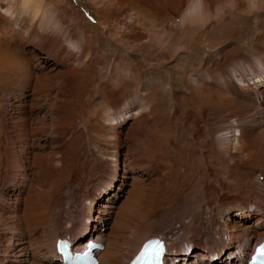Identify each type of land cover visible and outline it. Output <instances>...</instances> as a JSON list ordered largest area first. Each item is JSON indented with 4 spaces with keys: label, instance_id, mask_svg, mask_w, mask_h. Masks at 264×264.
<instances>
[{
    "label": "rangeland",
    "instance_id": "rangeland-1",
    "mask_svg": "<svg viewBox=\"0 0 264 264\" xmlns=\"http://www.w3.org/2000/svg\"><path fill=\"white\" fill-rule=\"evenodd\" d=\"M42 1V9L51 6L52 10L42 14L39 8L35 19L25 17L43 35L41 40L34 38L32 23L22 39L12 42L0 37V248L10 246L11 237L17 236L43 253L46 242L52 238L53 245L54 234L66 226L80 232L77 238L82 240L74 242L77 247L87 239L96 240L101 232L113 238L111 233L122 230L120 241L126 244L137 229H150L151 234L174 225L175 248L187 259L226 264L225 251L239 243L227 231L221 235L210 228L203 222L207 215L198 211L202 200L212 202L217 197L214 183L204 173L211 161L218 164L217 145L229 141L233 127L240 129L235 133L247 149L254 146L252 158H264V65L260 63L264 61V0L259 8L219 0L213 15H203L210 19L202 16L203 20L186 27L180 21L183 7L176 1L172 3L178 12L169 3L163 6L169 16L142 12L136 18L140 24L128 23L129 8L114 4L113 8L110 0ZM101 1L110 9L100 19L106 20L104 24L96 16ZM131 4H139L136 8L141 10L147 7L143 2ZM53 11L58 14L52 15ZM192 26L201 35L196 46L191 43L194 32L188 29ZM67 38L77 46L69 45ZM79 45L91 49V55L73 73L68 63ZM42 76L46 83L40 85L36 104L24 103V97L18 100ZM102 108L120 118L115 169L102 162L99 141L86 128ZM137 110L138 115L131 117ZM55 150L61 158L58 163L63 161L59 168L54 167ZM202 187H209L206 194ZM243 194L242 190L230 193L222 205L217 201L219 212L213 217L224 215L258 229L245 264L264 226L256 224L260 211L238 210L245 206ZM6 204L9 207L4 209ZM91 204L93 216L88 220L85 212ZM188 210H196L203 222L192 233L183 225ZM84 232L88 235L83 237ZM100 243L103 251L106 244ZM220 243L225 244L224 251L210 252ZM10 251L7 258L2 255L0 264H33L20 261L17 250ZM174 254V250L167 254V262L172 263L169 258ZM232 259L240 261L237 255ZM182 262L179 258L175 264Z\"/></svg>",
    "mask_w": 264,
    "mask_h": 264
},
{
    "label": "bare ground",
    "instance_id": "bare-ground-1",
    "mask_svg": "<svg viewBox=\"0 0 264 264\" xmlns=\"http://www.w3.org/2000/svg\"><path fill=\"white\" fill-rule=\"evenodd\" d=\"M102 1L96 9V16L98 18V22H100L101 24L104 21H106V20L101 21L100 20L101 17L105 16L103 14H105L109 9V5H107L105 2L103 3ZM110 1H112V4L111 3L110 4L111 5H113V4L117 5L116 6L117 8H119L121 6H124L122 9H124L126 7L129 8V10H128L129 12H127V10H126L127 14H129L128 15L129 19L127 18V21H128V23L130 22L131 24L134 22H137L140 24L141 21L136 19L138 17L139 13L143 12L145 15L146 14L148 15V13H149L151 15L153 14V15L158 16L161 13H163V11L168 10V9L163 10V6L167 7V6H169V3L173 4L172 2L176 1L177 2L176 4H178V6L181 9L183 7L182 10L184 13L181 16L182 19H180V21L182 20L181 21L183 23L182 25H184L185 27L187 24H189V26H191L193 23L198 22L199 18H202V20H203L204 14L207 16H208V14L213 15V11H214L213 5H215V3L219 2V0H110ZM260 1L261 0H236V4L240 7H244L245 2H246V4L247 3L251 4L252 7L255 6V7L259 8L260 4H261V3H259ZM135 2H137V3L143 2L146 4L147 7L144 8L145 10H141L140 8H136L137 6H139V4L137 6L134 4L136 7L132 6V4H131V3H135ZM41 6H42L41 0H0V37L2 38V36H3L12 42L15 40L22 39L24 32L27 30H30V26L32 23V21L31 22H27V21L25 22V20H26L25 17L28 16L29 18L33 17L35 19V16L37 15L36 13L37 12L39 13L38 10H39V8H41ZM172 6L173 7L176 6L175 2ZM47 7H48V3H47ZM49 8L51 9V6L48 7V9ZM110 8L113 9V8H115V6L113 8L111 6ZM48 9L47 8L42 9L40 13H42L44 10L47 11ZM150 9H151V11H149ZM178 10L179 9H177V6H176V11L178 12ZM109 11H110V9H109ZM109 11H108V13H109ZM224 11H225V9H224ZM126 12H124V13H126ZM46 13L47 12L44 13V16H47ZM53 13H57V12L53 11L52 15H53ZM166 14H164V15H166V16L170 15L168 13H166ZM171 14H173V13H171ZM207 16H205L204 18H206ZM70 17H73V16H70ZM210 17H207V18L210 19ZM33 18H32V20L34 21ZM36 18L38 19V17H36ZM53 18H56V16H54ZM115 18H117V17H115ZM113 19L114 18H112V20ZM48 20H49V18H48ZM52 21H53V19H52ZM40 24H38V25L42 26ZM61 25H63V24L58 25V27ZM32 26L34 27L33 23H32ZM193 26L188 28V29L192 30V32H194L193 37L191 39V41H192L191 43H193V45L196 46V44L199 42V39L201 38V35H197L198 29L196 27H193ZM148 28H150V27H148ZM32 33H33V36L35 39L39 38V40H41L40 35H42V34L39 35L36 28L32 30ZM42 37H43V35H42ZM53 37H55V36H53ZM69 38H67L68 44L74 46L73 48H75L77 46V44L75 42H72L73 39L71 40ZM210 38H209V40H210ZM262 38L263 37L260 36V41L258 38H257L258 39L257 41L261 42V40L264 39V38L263 39ZM159 40H161V39H159ZM251 40H254V39L252 38ZM83 45H82V47L80 45H79L80 47L78 46L79 50L77 49V51H75L73 61H71L70 64L68 63V66L71 68L70 69L71 72H73V70H75L76 68H78L80 66H84L83 64H84V61L87 59L88 54L91 55L90 54L91 49L89 50V48H84ZM60 47L62 48V46H60ZM45 62H47V60ZM260 63L262 65H264V61L263 62L260 61ZM90 65H91V63H90ZM44 67H46V66H44ZM85 67H86V65H85ZM85 67H84V69H85ZM88 67H89V65H88ZM84 69H83V71H84ZM76 70H79V69H76ZM73 73H76V71ZM45 80H44V76L38 77L37 80L35 81V83L31 85L30 89H28V91L24 92L22 95L19 94L18 100H21V99H23L22 97H24V99L21 100L24 103H32L33 105L36 104V102L39 98L38 97V91H40V88H42L40 85H43L42 83ZM45 83H46V81H45ZM117 85H118V83H117ZM7 88H8V86H7ZM7 91H9V90H7ZM41 92H42V89H41ZM103 107H104V105H103ZM102 109H104V108H102ZM138 113H139V111L137 110V112H133L130 116L136 117L138 115ZM117 114L118 113H116L114 111H109L107 109L106 110L104 109L100 113L96 114L95 117H92L86 126V128L88 130L93 132V134L95 135L94 138L96 137L99 141L98 148L103 152L102 162L111 165L113 167V169H115L117 167V162L119 159L118 157H119V152H120L119 146L117 144L118 143L117 138H119L117 135L118 131L116 132L117 125L119 124L118 120L120 118L119 119L117 118L118 117ZM231 123H232V121H231ZM233 128H234L233 130H230V133H231L230 137L231 138L230 139L225 138L226 140H229V141L227 143H222V144L217 145L218 148H216V150H215V152L217 151V153H216L217 155H215V159L218 162V164H216L215 160H214V162L211 161L210 163H213V165H211L209 167L207 165L208 170L206 169V167H203V165H202V167L206 169L205 173H204L205 176L204 175L203 176L205 178H207L208 181L212 182V184L214 183L213 186L215 187V189L213 187L212 190L217 189L216 194H217L218 198L215 197L214 198L215 201L213 200L212 202H208V201H206V199L202 200L201 204H200V210H202L203 212H201L200 210L198 212L204 213L205 215H207L206 219H203V222L207 221L210 228H212L214 230L217 229L218 232L220 231L221 235L223 232L227 231L230 239H232V241L239 243V244H237V247L234 250L228 251V252L225 251L227 258H229V260L226 261L225 263L226 264H228V263H230V264H243L245 256L248 253V249L252 246L251 245L249 247L250 242H251V240H253L257 237L256 231H258V229L257 228H255V229L250 228L251 226L249 227V225L246 227V225H244L242 222H239L237 220H232L230 217L226 218L224 215H223L224 218H221V219L214 218L213 215L218 214V212H219V210L216 208L217 205L215 203L218 201L217 203L221 204V203H223V201H225L226 197H229L230 193H234L235 191H241L242 190L244 192L243 195L245 196L244 197V199H245L244 203L245 204H243L245 206H243L241 208L239 207L238 210L242 209L241 211L246 210V212L251 211V212H256V213L261 212L260 216L257 218V223L256 222L255 223L259 224V225L261 224L264 226V158L260 159L261 156H257L258 158H252V152L255 153L254 146H252V147L249 146L248 147L249 149H247L246 148L247 145L245 146V142H244L245 140L238 137L237 134L235 133L236 130H238V132H240V129L236 128V127H233ZM90 131H88V132H90ZM91 135H92V133H91ZM73 146H74V144H73ZM203 148L205 149L204 145H203ZM208 149H210V148H208ZM212 149H213V147H212ZM57 153H58V151L55 150L53 161H54V167L59 168L60 165L63 163V161L61 164H59L61 162V158L60 157L57 158V156H56V155H58ZM206 153H207V151H206ZM11 155H10V157H11ZM13 156L14 155H12V157ZM6 157L8 158V155ZM74 159H76V158H74ZM212 159H213V157H212ZM232 161H235V162L232 163ZM8 162H11V158H10V160H8ZM73 162H74V160H73ZM202 162H204V161L202 160ZM207 162H209V161H207ZM11 163H9L10 167L12 166ZM214 163L217 166H214ZM203 168H201V169L203 170ZM72 170H73V168H72ZM189 171H187V172L191 173V171H193V169H189ZM113 173H115V171ZM194 174H196V173H194ZM261 175H262V180H260V178H259ZM194 178H192V179L194 180ZM196 178H197V176H196ZM203 180H205V179H203ZM199 184H201V183H199ZM201 185H203V184H201ZM187 186H189V185H187ZM187 188H189V187H187ZM202 188L204 190V194H206V188L207 187L206 188L202 187ZM188 192H191V191H188ZM194 192H196V191H194ZM194 192L192 194H194ZM212 192H214V191H212ZM208 194L209 193H207V195ZM74 195L75 194H73L71 196V202H72L73 206L75 207V205L77 204V202H76L77 199L75 198ZM209 200H211V199H209ZM249 203H251L253 206H256L257 208L256 209L250 208ZM196 204L197 203H195V205ZM4 207H5L4 209H6L7 207H9V204H6ZM185 209L186 208H184V210ZM91 211H92V204L90 207L86 208L85 213L87 215L88 220L91 219L93 216L91 214L92 213ZM195 211H194V213H195ZM194 213L191 210L186 211L185 218H187V219H186V222L183 224L185 228H187V227L191 228V230L189 231L190 233H192V231H194L195 227L198 226V224L200 222H202L201 221L202 218L199 217L200 214L199 213L194 214ZM182 214H184V212ZM187 215H190V217H188ZM185 218H184V220H185ZM69 219H70V216H69ZM64 220H65V218H64ZM56 222H57V219H56ZM59 226H62V225H59ZM85 226H87V225H85ZM172 226L174 227V225H172ZM6 227H8V226H6ZM12 227H13V225H12ZM173 227L165 226L163 229H161L162 231L160 230L158 232L151 233V234H150V229H144L143 231H141V229H139V230L137 229V231L135 230V233L133 232L134 234H132L133 238H131L129 240V242L126 244L120 241V239H121L120 237H122V234H123L122 230H116V232L114 231L113 233H111L113 235V238H112V236L110 238L109 236H107V234L101 232L95 236V239L99 240V242L96 240L88 241V239H87L86 241L81 242L82 244L81 243L77 244V247L75 246L74 242L82 240V238H77L80 232L77 230H74V229H69V228L66 229L67 226L65 229L64 228L61 229V227H60L58 230L59 232L57 231L54 234L55 238H54L53 245L51 243L52 238L49 240V242L45 241L46 242V245L44 246L45 252H43V253H40V252L38 253L37 251H35L34 247L32 245L30 246L28 240L26 241L25 238L12 236L11 238L13 239V241L11 240L10 243H12L13 245L10 244V246H8V247H5L3 249L0 248V256H1L0 260L2 261V255H4L5 258H7L6 256H8L9 253L12 254V251H10V250H13V251L17 250L20 253V254H18V256H22V258L20 260L22 262L23 261L24 262L31 261L33 264H71L70 261L69 262L67 261V255H68V259H73L75 253H77V252L81 253V252L87 250L89 248V245L92 246V244H94L95 247H91L92 249L90 250V253L92 255V258L96 261L95 264H129V262L138 253L139 249L142 247V245L144 243H146L150 239L152 241V239L157 238V239H161L163 241L164 250H163L162 261L165 264H167V263L168 264H175V261H178L179 258H181V260L183 261L182 264H206V263H200L197 260L187 259L188 257L186 258V255L182 254L181 249L175 248V247H177L176 246L177 242H176V238H175V233L173 232L174 231ZM8 229H10V228H8ZM117 231H121V235L119 233H117ZM85 233L88 235V232H84L83 237L85 236ZM156 233L158 235H153ZM165 236L170 238V240H168ZM64 239L67 241L68 247H69V251H68L67 255H62L61 253H59L57 251V247H56L57 241L64 240ZM134 239H136V240H134ZM131 240H133V241H131ZM263 240H264V234H261L258 237V240H257L255 246L258 245L259 243H261ZM101 241L105 242V244H106V247L103 251H99V246L103 245L102 243H100ZM19 245H21L22 247H20L18 249ZM224 245H225L224 243H220V244H218L219 247H217L216 249L211 248L209 250L212 253H219L220 251L225 250ZM78 246H79V248H78ZM255 246L253 247V250H254ZM213 247H215V246H213ZM172 250L175 251V254L170 256L169 259L172 262V263H170V262H167L168 261L167 257H169L167 254L169 252H172ZM17 251L15 252L16 254L18 253ZM96 253H98L99 256H97ZM50 254H51V256H53V255L54 256L52 258H50L49 263H47L46 262L47 257H49ZM236 255L240 258V261L235 262V260L232 259ZM246 263L247 262H245V264Z\"/></svg>",
    "mask_w": 264,
    "mask_h": 264
},
{
    "label": "snow or ice",
    "instance_id": "snow-or-ice-1",
    "mask_svg": "<svg viewBox=\"0 0 264 264\" xmlns=\"http://www.w3.org/2000/svg\"><path fill=\"white\" fill-rule=\"evenodd\" d=\"M264 257V245H261L259 248L256 249V256H254L252 259L255 262L256 260Z\"/></svg>",
    "mask_w": 264,
    "mask_h": 264
}]
</instances>
